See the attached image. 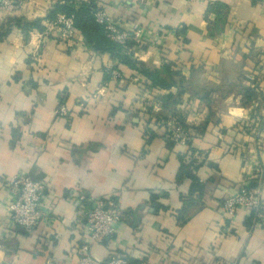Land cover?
Here are the masks:
<instances>
[{"label":"crops","instance_id":"0c3cea01","mask_svg":"<svg viewBox=\"0 0 264 264\" xmlns=\"http://www.w3.org/2000/svg\"><path fill=\"white\" fill-rule=\"evenodd\" d=\"M57 1L27 0L13 14L0 9V23L40 19L45 27L25 37L14 26L0 42V264H77L81 246L91 243L80 195L113 197L125 210L113 237L91 243L99 260L264 264V224L249 229L247 211L225 220L220 210L223 197L253 181L264 200V0H96L122 27H142L141 44L132 50L138 60L157 69L170 64L193 85L220 89L209 101L185 91L177 105L185 122L198 127L191 140L203 161L201 195L189 193V180L177 181L183 146L160 135L147 142L143 114L134 110L133 71L119 65L123 77L114 79L111 54L88 46L80 31L68 44L50 30L47 16ZM215 1L228 6L227 19L211 36L216 16L207 17V9ZM240 29L245 44L236 46ZM231 83L259 96L247 103L236 90L226 92ZM170 91L178 89H161ZM64 94L70 119L54 110ZM162 110L156 104L153 113ZM20 171L46 183L50 214L31 232L8 221L7 182ZM188 198L194 201L184 211L189 220L181 223Z\"/></svg>","mask_w":264,"mask_h":264},{"label":"trees","instance_id":"16d2710c","mask_svg":"<svg viewBox=\"0 0 264 264\" xmlns=\"http://www.w3.org/2000/svg\"><path fill=\"white\" fill-rule=\"evenodd\" d=\"M257 1L258 0H253V3H256ZM97 7L98 3L96 0H93L90 3L79 2L76 0H58L49 11L47 19L53 21L58 13L74 15L75 26L85 37L88 46L95 49L98 53L107 52L111 54L112 59L115 62L114 69H118L119 65H124L133 71V74L130 76H139L140 81L137 84L139 89L137 103L139 105L135 106L134 110L138 116L143 114V125L147 142H149L155 136L160 135L164 137L170 144H174V142L166 136V129H164V124L170 117H177L181 124L191 132L187 144L183 146L185 149L184 153H182L179 157L180 166L177 174V181L189 180V193L191 195L196 193L201 195L204 187L203 181L198 176V170L202 166L201 164L203 161L201 153L193 147L191 140L192 134H196L198 127L191 126L185 122L184 116L177 108V105L180 104L181 97L185 91H191L194 96L199 97V100L209 101L210 94L220 89L214 87L199 88L193 85L190 81H187L180 71L172 69L170 64H164L161 68L157 69L152 68L138 60L132 51L133 46H137L134 41H129L128 45L124 47L111 41L107 37L104 27L95 19L94 12ZM227 9L228 6L220 1H215L208 6L207 17L210 12H213L216 16L212 25L209 27V35L213 36L215 33H219L221 30H223L227 19ZM14 26L19 28L25 37L28 36L29 31L34 27L40 30L45 29L40 19L24 21L20 18L8 17L4 23H0V42L9 35ZM243 34L244 29H240L239 32L235 34V43L237 44L236 46H242L245 44ZM260 60L262 63L260 62L259 64L264 67V56H261ZM104 71L107 77H109L107 71L105 69ZM254 72L257 75L259 74L256 71ZM262 75H264V71ZM238 77L239 81L245 79V77L241 74ZM172 87H176L178 89L177 93H173L172 91L165 94L161 93V89L170 90ZM233 90L241 93L243 95V99L247 103L255 100L256 97L259 96V94L254 89L245 85H241L240 83H231V85L229 84L226 92ZM60 103L66 104L65 94L60 96V100L57 102L54 110ZM156 104L158 106L161 105L163 110L154 114L153 109ZM257 178L258 177H256V179ZM242 186L257 187L258 182L253 181L250 184L239 185L234 189L233 192L221 199L220 207L222 202L228 196H230ZM193 202L194 201L190 198L183 200V207L181 208L179 215V221H181V223L189 220V216H185L184 211L189 205H192ZM248 214L249 217L247 219V225L248 228L251 229L254 223V213L251 212ZM227 218L229 217L222 216V219L226 220Z\"/></svg>","mask_w":264,"mask_h":264},{"label":"built area","instance_id":"2783aa9c","mask_svg":"<svg viewBox=\"0 0 264 264\" xmlns=\"http://www.w3.org/2000/svg\"><path fill=\"white\" fill-rule=\"evenodd\" d=\"M76 1L90 3L93 0ZM26 4L27 0H0V9L8 14H13L23 9ZM94 15L96 21L104 27L106 35L111 41L124 47L128 45L129 41H134L137 45L141 44L143 29L137 23H133L129 28H124L109 10L100 5ZM50 30L54 31L58 39L68 44L76 35L80 34L75 26L74 15L65 13L56 15L50 23ZM135 48L136 45L132 50ZM111 75L114 79L123 77L117 68L111 70ZM247 79L254 81L255 77L249 74ZM139 81V76L131 79L134 84H138ZM55 114L67 119L71 118V111L65 103H60L56 107ZM164 129H166V136L181 146L187 144L191 135V132L181 124L177 117H170L164 124ZM7 186L10 195L7 206L9 223L12 227H21L27 232L33 231L50 214L43 200L46 191L45 181L34 179L25 171H20L9 177ZM80 200L85 202L82 206V213L91 243L101 244L113 237L117 231V224L124 216L121 200L113 197L87 198L84 195H80ZM220 210L225 217H233L239 210L247 211V213L253 212V226L264 224V202L258 187H240L222 202ZM91 243H84L81 246V255L77 264H132L130 258L124 255H112L106 260H99L91 252ZM3 247V235L0 231V251Z\"/></svg>","mask_w":264,"mask_h":264}]
</instances>
